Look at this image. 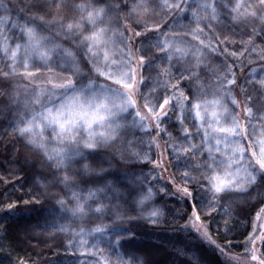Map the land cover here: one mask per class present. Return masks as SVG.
<instances>
[{
    "label": "snow or ice",
    "instance_id": "snow-or-ice-1",
    "mask_svg": "<svg viewBox=\"0 0 264 264\" xmlns=\"http://www.w3.org/2000/svg\"><path fill=\"white\" fill-rule=\"evenodd\" d=\"M11 3L12 0H0V79L35 78L41 71L52 72L54 65L61 69L67 66L70 71L66 78L49 77L51 87L27 97L12 126L18 138L55 166L54 175L64 195L52 199L61 220H83L93 215L107 216L113 225L133 220L159 225L163 211L154 201L160 193L190 199L196 222L200 221L196 208L202 203L198 198L208 193L211 197L207 211L215 210V202L230 193L255 199L252 194L256 192L264 203V192L256 187L258 182H264V137L257 139L256 129H250L253 108H264V77L257 80L259 87L249 90L252 81L239 84L232 66L221 62L227 71L217 76V83L207 91L200 76L205 49L229 54L227 45L232 43L227 35L212 31V21L224 22L218 7L228 9L233 23L251 29L246 33L247 40L240 36L242 44L255 43L258 38L264 44V0H236L231 8L218 5L217 0H205L196 6L209 13V22L203 27L188 0H161V8L191 12L189 27H182L180 32L173 27L179 25L178 20L163 31L159 21L141 26V16L149 10L147 0H133L130 8L126 0H27L20 6L25 16L17 13L14 19ZM125 8L129 11L122 17L123 23L114 25ZM64 9H70L72 15H61ZM53 11L55 14H51ZM134 13L138 15L129 28L128 18ZM206 28L209 35L204 37ZM233 31L228 29L229 33ZM182 37H191L197 43ZM62 40L74 46L65 47ZM135 40L141 46L133 51ZM230 55L236 57L243 52L232 50ZM80 62L91 66L89 72L96 79L92 75L80 78ZM236 87L240 88L242 100L233 94ZM157 89L162 91L153 95ZM13 102L19 103L15 98ZM258 122L264 124V117ZM167 124L179 135L172 137ZM140 132L149 136L148 151L154 144L159 147L156 137L163 139L162 133L169 137L166 150L171 149L169 155L174 160L183 161L177 165L180 182L169 181L175 192L167 185L156 191V186L149 183L156 180L159 184V179L151 175L154 168L146 176L125 173L121 177L113 173L116 164L132 157L149 162L148 151L141 148L144 140ZM151 163L162 167L156 160ZM74 164L80 167L70 173L68 169ZM46 194L47 186L44 192L31 194L29 200L21 199L25 204L38 202ZM15 206L12 203L7 207ZM256 215L259 219L260 213ZM58 230L69 231L71 226L62 224ZM72 231L81 254L86 248H96L104 237L114 236L115 242L109 239L108 244L118 264H146L137 259L136 250L127 254L129 259L118 251L123 246L122 238H135L131 229L101 223L88 230ZM89 237H93L91 244ZM256 239H264V231L249 237L253 246L251 260L264 264V259L255 254ZM19 264L26 262L20 260Z\"/></svg>",
    "mask_w": 264,
    "mask_h": 264
},
{
    "label": "trees",
    "instance_id": "trees-1",
    "mask_svg": "<svg viewBox=\"0 0 264 264\" xmlns=\"http://www.w3.org/2000/svg\"><path fill=\"white\" fill-rule=\"evenodd\" d=\"M128 3V0H126ZM64 9L61 13H67ZM127 8L121 12L122 17ZM127 27L132 25L127 23ZM163 25L162 28L166 27ZM131 35V33H128ZM138 42V40H137ZM134 41L133 51L137 47ZM245 70L239 74L243 75ZM239 75V76H240ZM242 75L240 77H242ZM96 79V77H93ZM12 79H1L0 85L6 89ZM103 82V81H99ZM141 103V102H140ZM8 99L4 92H0V264H19L20 260L26 264H69L71 253L61 251L58 238L44 224L46 204L42 201L29 200L33 192L30 190L29 170L22 162V145L8 129L3 118V111L7 108ZM143 111V109H141ZM169 132L177 131L168 126ZM156 161L162 167H152L160 172V180L167 183V188L175 192V187L170 180L179 183L175 170L167 156L166 145L160 137H156ZM150 168V165L148 166ZM128 170H144L137 166H129ZM166 169V170H165ZM191 190L192 187L188 186ZM178 195V194H177ZM23 198V200L21 199ZM261 197L227 214L222 212L207 211L208 208L200 204L196 208L200 215L199 224L207 235L204 237L196 234L191 229H186L187 222L192 219L190 199H176L161 193L157 199L163 211L159 225L135 224L128 229L135 232L138 238V253L146 264H258L251 260L252 244L249 243L250 234L260 236L264 228V203ZM14 203L16 206L9 209L7 206ZM260 213L257 219V213ZM257 223L253 232V222ZM204 234V233H203ZM22 239H25L23 242ZM205 239V240H204ZM221 248L224 249L221 252ZM158 253L160 256H158ZM255 254L264 259V239H256Z\"/></svg>",
    "mask_w": 264,
    "mask_h": 264
},
{
    "label": "rangeland",
    "instance_id": "rangeland-1",
    "mask_svg": "<svg viewBox=\"0 0 264 264\" xmlns=\"http://www.w3.org/2000/svg\"><path fill=\"white\" fill-rule=\"evenodd\" d=\"M27 0H12V3L10 7L12 8V15L13 19L15 18V15L18 13L20 16H25L24 12L20 11V6L23 3H26ZM111 2V0H109ZM149 4V10L146 14H143L141 16V26L144 22H147L148 24H152L153 22L159 21L161 22V31L164 30V28L168 27L172 24V21L178 20L180 23L179 25H173L175 30L177 32H180L183 28L189 27V21L191 20V12L182 13L179 10H171L164 9L159 7L161 0H147ZM174 2V0H169V3ZM202 2H205V0H188V3L192 6L193 11H197L199 16L201 17V26L203 27L205 24L209 22V13L203 10L198 9L196 6ZM207 2H211V0H207ZM236 0H217V4H227L229 8H231L235 4ZM248 0H245V3H247ZM133 3V0H128L129 8L131 4ZM129 8H127L126 13L129 11ZM218 11L220 13V16L223 18V23L212 21V24L215 25V27L212 28L213 32L216 33H222L224 35H227L229 37V40L232 41V43H229L227 45L229 54H222V53H213L208 49H205V55L203 58V63L200 65L201 72V82L205 85V90L210 91L212 86L217 83V76H222L227 69L223 67L222 63L231 65V71L235 73V76L237 78V81L239 84H244L246 81H252V83L249 85V90H251L253 87H259V84L257 83V80L261 77H264V44L260 43V39L258 38L255 43H248V44H242L240 40V36H243L245 40H247V34L250 33V28H245L242 24L239 23H233L231 21V16L229 14L228 9L218 7ZM243 11V9H241ZM51 14H55L53 11ZM63 16H70L72 15L71 10L67 13H61ZM137 13H134L132 16L128 18L130 24L132 25L131 21H135L137 18ZM116 23H121V19L114 20V25ZM167 24L166 27L162 28L163 25ZM194 27V25H192ZM259 27V25H257ZM232 28L234 29L233 32L229 33L228 29ZM239 34V35H238ZM52 35L55 37V32H52ZM151 35V33H149ZM209 35V31L206 28L205 32L203 34L204 37H207ZM186 41H190L192 44L197 43L196 41H193L191 37H182ZM222 38V37H221ZM56 39L60 40V37H56ZM137 42V40H136ZM62 43L65 47H73L69 41L62 40ZM140 42L138 40L137 47H140ZM213 47H216V42H213ZM221 48L224 47L223 44L220 45ZM244 48H247V51H244ZM232 50H240L243 52V55H238L236 57H232L230 55V52ZM3 63V60H0V64ZM90 65H87L85 62H80V78L86 77L88 75H92V77H95L94 74H91L89 72ZM176 67H181V65L177 64ZM241 70H245V73L240 77L241 75L239 72ZM68 75H70V71L67 69V66H64L63 69L53 66V71L48 72L46 70L41 71L39 73L35 74V78H21L20 76L17 77H9L8 79H12V82L10 83V88L7 87V91H4L3 87L0 85V92L3 91L4 95L8 99V105L7 108L3 111V118L5 119L8 129L13 134L14 138L21 143L22 145V162L23 165L29 170V180H30V190L33 193L38 192H44L45 186H47V194L44 196H41L40 201L46 204L45 210L43 212L44 215V224L46 227H48L54 235L58 238L59 247L61 251L65 253H71L72 258L70 260L69 264H118L117 256L115 255V252L113 249L109 246L108 240L111 239V241H115L116 237H104L98 244L96 248L88 249L86 248L83 251V254H81V248L79 245L76 244L75 239L73 238V231H78L80 228H84L85 230L94 228L98 224H106L108 227H121L128 229L129 225H135V224H145L143 220H133L131 222H124L118 225H113L109 218L102 217L97 218L96 216L90 215L89 217H85L83 220H61L59 216L57 215L58 205H56V201L52 199V197L56 195L63 196L64 192L61 190L63 188L62 185H59L57 182V175H54V173H57V170L55 166L51 165L48 161H46L42 154L39 151L33 150L31 146L27 145L26 142L18 138L12 131V126L15 123L16 119L18 118L16 115V112L18 110H22L23 102L27 97H30L34 91H38L41 88H48L51 87V84L48 82L49 77H60V78H66ZM155 73H153V76ZM240 75V76H239ZM74 79H76L74 77ZM1 80V79H0ZM86 82V81H84ZM182 83H187V81H183ZM151 86V85H149ZM144 91H148L147 88L144 89ZM162 89H157V93H153V95L158 94L161 92ZM240 93V88L236 87L234 91V95H238ZM13 98H15L16 101H19V103H14ZM238 99L242 100L243 96L238 95ZM142 103V100L140 101ZM170 115H173L170 113ZM261 117H264V108H261L260 105H256L253 108V119L250 124V129L255 128L256 129V138H262L264 137V124L259 123V119ZM132 119V116L128 117V122L130 124ZM170 124L165 125V127L168 129V126ZM138 131V130H136ZM169 131V129H168ZM163 136L162 142H165L169 140V137L165 135L164 133L161 134ZM177 134H172V137L178 136ZM139 137L144 140V144L141 145V148L145 151H148L147 149V143L149 140V136L140 132ZM166 145V144H165ZM167 156L171 162L172 168L175 170V173L178 179H180V171L177 168L178 164H182L183 161H176L174 160L169 153L171 152V149L168 148L166 150ZM148 155L150 157L149 162H141L140 160L136 159L135 157H132L128 159L127 161H121L119 164H116L115 167L112 169L113 173L115 175L123 177L125 173H135L137 176H146L149 175V169H153L151 160H155L157 157V154L155 152V145L152 146L151 150L148 151ZM150 165V168L148 166ZM129 166H137L138 168H142L144 170L137 171V170H128L127 167ZM80 165L74 164L71 168L68 169L70 173H75L78 171ZM151 175L156 176L157 179H159V184L156 183V180H150L149 183L156 186V191L159 192V189L163 185H167L164 182L160 180V172L154 171L151 173ZM180 182V180H178ZM192 187L191 185H188ZM259 191L264 192V182H258L256 186ZM201 193H203V189L200 190ZM161 194V193H160ZM159 194V195H160ZM157 196L156 200L154 201L155 205L160 207L157 199L159 197ZM255 196V199L252 198H245L238 196L235 193H230L228 196L222 198L220 201L215 202L217 203V207L215 208V212H230L237 207L251 204L253 203L257 197L256 192H253L252 194ZM211 194H205L203 196H200L198 199L202 201L200 205L204 208H208V204L210 202ZM161 208V207H160ZM162 219V217H161ZM69 225L71 226V230L69 231H59V227L61 225ZM195 225V226H194ZM257 227V223L253 222V228ZM186 229H191L196 234H200L204 237L205 231L204 228H201V225L199 222L195 221V218L192 217L190 219V222H187ZM89 244H91L93 237H89ZM205 240V239H204ZM24 242L25 239H22ZM70 245H75L70 246ZM121 245L118 249V251L121 253V255H124L125 259H129L128 253L131 252V250L135 251V256L139 261H144L142 256L138 253V238L129 239V238H122L121 239ZM99 249V250H97ZM158 256L159 253H158Z\"/></svg>",
    "mask_w": 264,
    "mask_h": 264
},
{
    "label": "bare ground",
    "instance_id": "bare-ground-1",
    "mask_svg": "<svg viewBox=\"0 0 264 264\" xmlns=\"http://www.w3.org/2000/svg\"><path fill=\"white\" fill-rule=\"evenodd\" d=\"M106 218H108V217L106 216ZM113 242H115V241H113Z\"/></svg>",
    "mask_w": 264,
    "mask_h": 264
}]
</instances>
